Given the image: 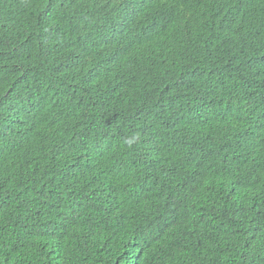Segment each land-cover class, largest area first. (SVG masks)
<instances>
[{"label": "trees", "instance_id": "16d2710c", "mask_svg": "<svg viewBox=\"0 0 264 264\" xmlns=\"http://www.w3.org/2000/svg\"><path fill=\"white\" fill-rule=\"evenodd\" d=\"M254 16L174 41L112 0H0V264H264ZM142 177L155 197H113Z\"/></svg>", "mask_w": 264, "mask_h": 264}, {"label": "clouds", "instance_id": "9594fccd", "mask_svg": "<svg viewBox=\"0 0 264 264\" xmlns=\"http://www.w3.org/2000/svg\"><path fill=\"white\" fill-rule=\"evenodd\" d=\"M107 0H95L100 5ZM138 4L142 3L145 6H155L153 12L148 15L147 12L136 3V0H112V4L117 7L118 16L122 22L131 20H142L148 26L153 24L151 19L158 18V23L162 21L165 16H170L173 19L175 26V40L183 41V34L188 33L191 30V26L197 29H203L202 24L212 26L213 24L220 25L222 29L225 27L234 30L235 18L242 14L255 15L253 20L264 22V0H137ZM182 2H186L191 11L192 16L189 18L188 13L178 5ZM208 7L213 5L216 9L215 13L206 16L205 12L201 10L203 5ZM204 30V29H203ZM252 32L249 33V37H252ZM264 79V72L261 74ZM93 106L102 105L101 94H97L95 100L91 103ZM183 154V157L191 156V158L197 162L198 150L186 148L179 151ZM161 177L157 178L159 180ZM152 179L140 178L139 180L132 181L128 179L123 183L121 189L125 191L128 197L123 194L119 196H113L120 200V203L126 207H135L139 203H146L148 201V193L152 189L153 196L156 195L155 187L152 186ZM115 187V186H114ZM118 191V187H115ZM176 223V222H175Z\"/></svg>", "mask_w": 264, "mask_h": 264}]
</instances>
